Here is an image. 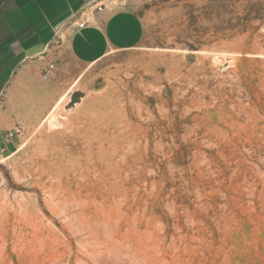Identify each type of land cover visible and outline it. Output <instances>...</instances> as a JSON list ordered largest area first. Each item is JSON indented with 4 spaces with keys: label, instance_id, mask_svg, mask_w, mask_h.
Returning a JSON list of instances; mask_svg holds the SVG:
<instances>
[{
    "label": "rangeland",
    "instance_id": "obj_1",
    "mask_svg": "<svg viewBox=\"0 0 264 264\" xmlns=\"http://www.w3.org/2000/svg\"><path fill=\"white\" fill-rule=\"evenodd\" d=\"M132 6L149 47L85 67L0 163V264H264V0Z\"/></svg>",
    "mask_w": 264,
    "mask_h": 264
},
{
    "label": "crops",
    "instance_id": "obj_2",
    "mask_svg": "<svg viewBox=\"0 0 264 264\" xmlns=\"http://www.w3.org/2000/svg\"><path fill=\"white\" fill-rule=\"evenodd\" d=\"M99 3L103 9H94ZM132 3L0 0V145L6 153L15 152L26 125L47 113L59 90L78 80L85 67L115 51L149 47ZM83 20L84 26H71ZM49 63L53 67L44 76ZM16 127L21 133L5 143L4 134Z\"/></svg>",
    "mask_w": 264,
    "mask_h": 264
},
{
    "label": "built area",
    "instance_id": "obj_3",
    "mask_svg": "<svg viewBox=\"0 0 264 264\" xmlns=\"http://www.w3.org/2000/svg\"><path fill=\"white\" fill-rule=\"evenodd\" d=\"M117 1L121 5H126L127 4V0H117ZM106 2H107V4H112L114 2V0H106ZM85 4H86V6H88L89 2L86 1ZM103 7H104V3H99V4H95L93 8L96 9V10H102ZM85 23H86V21H84V20L83 21H73L71 23V26L73 28L82 27V26L85 25ZM52 67H53V63H49L47 68L43 71V75L44 76H49L50 69ZM15 133H21V128L20 127H16L15 129L8 130L4 134V137H3L5 143H8ZM5 150H6L5 146L0 145V163L2 161H4L5 159H7L13 153V151H10V152L6 153Z\"/></svg>",
    "mask_w": 264,
    "mask_h": 264
},
{
    "label": "bare ground",
    "instance_id": "obj_4",
    "mask_svg": "<svg viewBox=\"0 0 264 264\" xmlns=\"http://www.w3.org/2000/svg\"><path fill=\"white\" fill-rule=\"evenodd\" d=\"M80 75H81V74H80ZM57 103H58V101H57ZM57 103L54 104V105L50 108V111H49V114H48V121H49V123L52 124V125H55V124L57 123V121H56V117H55V114H54V109H55ZM25 143H26V140H25L22 144H20V146L17 148V150H19L21 147H23V146L25 145Z\"/></svg>",
    "mask_w": 264,
    "mask_h": 264
}]
</instances>
